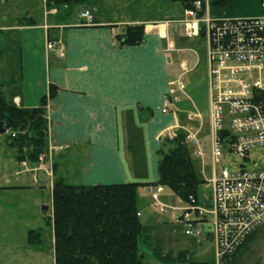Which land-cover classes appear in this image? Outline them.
Listing matches in <instances>:
<instances>
[{"label":"crops","instance_id":"1","mask_svg":"<svg viewBox=\"0 0 264 264\" xmlns=\"http://www.w3.org/2000/svg\"><path fill=\"white\" fill-rule=\"evenodd\" d=\"M205 1L214 18L249 17L221 8V0ZM44 2L40 18L0 27V35L7 30L19 37L9 40L11 46L16 44L12 68L4 58L5 41H0L4 98L20 109L38 108L45 99L48 123L44 164L17 162L14 150L0 164V264H55L53 231L47 226L51 218H43L41 227L37 215L45 202L43 192H48L47 202L52 205L56 177L75 186L140 184L137 200L149 205L146 187L157 185V152L162 142L171 140L166 132L181 130L197 139L202 126L195 133L180 127L173 104L180 103L184 87L168 95L169 82L187 71L173 79L167 43L173 44L171 35L178 31L182 36V27L169 24L172 18H122L105 10L97 15L103 0H90L79 6L81 11ZM85 11L94 15L92 26L82 25L80 15ZM258 13L257 9L251 16ZM182 18L183 13L173 20ZM134 25L143 26V41L137 46L121 45L118 37ZM47 40L62 44L63 57L46 49ZM208 67L207 61L210 107ZM175 98L178 101L173 103ZM165 100H170V106L162 114ZM195 117L201 121L200 114ZM195 117L188 116V121ZM197 143L201 153L202 142ZM0 147L4 146L0 143ZM30 231L40 232V243H27ZM45 231L48 247L43 246Z\"/></svg>","mask_w":264,"mask_h":264},{"label":"built area","instance_id":"2","mask_svg":"<svg viewBox=\"0 0 264 264\" xmlns=\"http://www.w3.org/2000/svg\"><path fill=\"white\" fill-rule=\"evenodd\" d=\"M80 17L83 26L94 24L92 12L85 11ZM178 24L184 38L206 39L212 174L205 183L210 194L205 200L203 195L204 202L189 197L187 202L178 201L180 206L172 210L178 212L187 236L204 235L214 243V262L189 264H221L264 225V161L254 158L264 157V2L256 16L214 18L205 0H194ZM46 49L63 56L60 42L48 41ZM182 90L180 79L169 82V96ZM169 101H164L162 114L168 112ZM225 113L230 131L222 127ZM167 132L170 139L177 135L175 129ZM188 139L198 145L195 134H189ZM197 155L202 156L200 152ZM227 158L233 165L231 171L222 162ZM45 160V155L38 158L39 163ZM147 189L155 201L163 192L160 185Z\"/></svg>","mask_w":264,"mask_h":264},{"label":"trees","instance_id":"3","mask_svg":"<svg viewBox=\"0 0 264 264\" xmlns=\"http://www.w3.org/2000/svg\"><path fill=\"white\" fill-rule=\"evenodd\" d=\"M88 0H45L46 6L83 5ZM194 0L185 3L183 11ZM118 40L123 46H137L143 41V26L124 29ZM45 99L38 108L20 109L8 103L0 86V123L6 129V146L15 152L17 162L37 164L48 142ZM226 135L227 132L225 131ZM1 136V135H0ZM158 182L177 198L187 202L194 197L201 202L203 185L193 167L184 132L165 140L158 150ZM140 184L75 186L56 177L52 185V227L55 264H147L139 253L137 240L141 223L137 210ZM264 227L254 230L227 254L221 264H257L255 239ZM40 232L30 231L27 243H40Z\"/></svg>","mask_w":264,"mask_h":264},{"label":"rangeland","instance_id":"4","mask_svg":"<svg viewBox=\"0 0 264 264\" xmlns=\"http://www.w3.org/2000/svg\"><path fill=\"white\" fill-rule=\"evenodd\" d=\"M95 1V0H91ZM90 2V0L86 1ZM85 2V3H86ZM264 0H221V8H228L234 14L251 16L258 9ZM45 3V2H44ZM46 4V3H45ZM185 3L182 4L180 0H103V4L98 6V14L101 10H105L111 15L119 17L131 16H147L152 18H172L169 24L179 25L178 23L183 19L173 20L183 13ZM55 6V5H54ZM63 6V5H62ZM81 5L71 6L72 8L83 7ZM84 6V5H83ZM188 9V8H187ZM44 10L42 0H0V27H8L16 23L23 22L27 19H38ZM259 14V13H258ZM257 14V15H258ZM160 22H156L155 25ZM163 24V23H161ZM180 26V25H179ZM172 34L173 44L167 43V48L171 49L166 52L168 62L172 66L173 79L187 70L181 77L180 81L183 83L184 96H177L180 98V103L173 104L177 110L176 114L179 118L180 127L183 130L191 129V133H195L200 128V133L197 134V140L202 142L200 151L202 156H198V149L196 145L189 142L187 145L190 148V157L193 163L194 170L198 178L206 183L212 174V156H211V133H210V107H209V92L207 79V55H206V39H186L181 36L178 31L175 35ZM18 40L16 32L3 31L0 35V41H5L6 52L4 58L11 66L15 65L14 59L16 51L12 48L16 46L13 42L12 46L9 40ZM48 42V40H47ZM46 42V43H47ZM166 43V42H165ZM50 51V50H48ZM55 52V51H53ZM57 53V52H56ZM58 55V54H57ZM59 57V56H58ZM63 57V56H62ZM61 58V57H60ZM5 62L3 59L0 65ZM12 68V67H11ZM175 74V76H174ZM179 80V79H177ZM174 80V81H177ZM179 92V91H178ZM180 93V92H179ZM177 101H174L175 103ZM179 110V111H178ZM226 110V109H225ZM201 115V121L195 116ZM188 116L195 117L192 121H188ZM229 116L225 113L223 116L222 127L230 131ZM169 133V132H167ZM177 134V131H176ZM189 137V134H185ZM2 141L0 152V164L2 166L13 154V150L6 147V137L0 136ZM257 160L264 161V157H254ZM224 167L228 170H233L229 159L222 160ZM1 166V165H0ZM0 167V172L3 171ZM150 179H153L150 178ZM161 186V185H160ZM163 187V186H162ZM147 199L149 205L142 204V200H137V210L140 211L139 221L141 223L140 234L137 240V248L140 254L144 257V262L147 264H189V263H211L215 261V247L214 243L207 239L204 235L199 238L190 237L185 234L183 224L178 221L177 214L172 209L180 206L181 201L173 193L163 187V192L158 195L157 201L153 200L148 193ZM44 196V203L39 207V218L41 227L45 226L44 219L50 217L52 219V205L47 202L48 192L42 193ZM202 194L205 197L210 194V189L203 185ZM42 200V198H41ZM201 197V202H204ZM146 202V200H145ZM158 202V206H156ZM163 206V207H160ZM169 208L166 210V208ZM46 209V210H43ZM162 209V211H161ZM138 216V215H137ZM173 216V217H172ZM258 237L254 243L255 260L257 264H264V227L259 230ZM48 232L43 234V246L48 247L46 242Z\"/></svg>","mask_w":264,"mask_h":264},{"label":"water","instance_id":"5","mask_svg":"<svg viewBox=\"0 0 264 264\" xmlns=\"http://www.w3.org/2000/svg\"><path fill=\"white\" fill-rule=\"evenodd\" d=\"M6 133V129L5 127L3 126L2 123H0V135H4Z\"/></svg>","mask_w":264,"mask_h":264}]
</instances>
